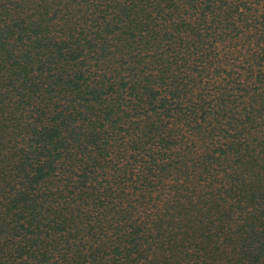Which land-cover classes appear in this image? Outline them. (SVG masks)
I'll list each match as a JSON object with an SVG mask.
<instances>
[{"label":"trees","instance_id":"1","mask_svg":"<svg viewBox=\"0 0 264 264\" xmlns=\"http://www.w3.org/2000/svg\"><path fill=\"white\" fill-rule=\"evenodd\" d=\"M0 264H264V0H0Z\"/></svg>","mask_w":264,"mask_h":264}]
</instances>
